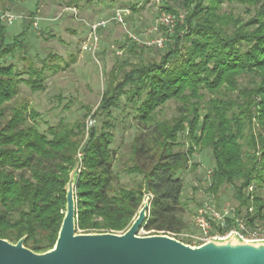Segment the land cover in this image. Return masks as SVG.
Here are the masks:
<instances>
[{
	"label": "trees",
	"instance_id": "1",
	"mask_svg": "<svg viewBox=\"0 0 264 264\" xmlns=\"http://www.w3.org/2000/svg\"><path fill=\"white\" fill-rule=\"evenodd\" d=\"M223 2L245 5L252 16L243 21L221 11ZM181 5L184 18L164 40L167 47L158 59L119 60L111 68L92 112L101 122L88 127L84 119L38 127L39 113L17 95L20 83L32 92L45 89L49 56L40 67L25 64V71L6 62L24 52L21 39L31 22L10 42H5L7 24L0 22V238L15 242L26 235L25 246L50 248L77 162L76 231L123 232L146 196L147 217L139 229L187 230L178 172L195 167L193 155L205 149L215 164L207 192L217 197L232 185L236 201L224 227L215 222L214 227L228 229L233 217L264 226V0H182ZM163 8L177 16L170 5ZM136 49L131 42L127 51ZM168 100L176 102L175 113L159 117ZM119 109L132 113L135 127L125 154L113 147L118 124L113 114ZM122 175L132 184L122 183Z\"/></svg>",
	"mask_w": 264,
	"mask_h": 264
},
{
	"label": "rangeland",
	"instance_id": "2",
	"mask_svg": "<svg viewBox=\"0 0 264 264\" xmlns=\"http://www.w3.org/2000/svg\"><path fill=\"white\" fill-rule=\"evenodd\" d=\"M182 0H0V11L15 16L11 24H7L5 42H10L21 30L31 25L22 37L24 52L16 51L14 56L5 57L6 62L15 64L19 71H25L26 65L41 66V59L49 56L45 89L32 92L25 83H20L17 97H25L30 105L39 113L38 127L45 129L48 122L57 123L60 119L73 122L76 119L88 118L99 125L101 117H92V112L100 100L101 91L105 88L108 72L119 60L136 61L139 58L158 59L159 54L167 47L144 41L163 38L165 41L173 33L174 26L184 18ZM170 5L180 15L173 27L165 26L149 32L156 17L166 11L163 5ZM121 14L123 22L113 18L116 12ZM221 11L232 12L245 21L252 16L245 5L238 2H223ZM171 13V12H170ZM97 26L95 35L98 37L94 50L93 39L89 37L92 25ZM133 34L138 40L129 36ZM92 44H91V43ZM131 42L137 46L136 53L127 51ZM86 45L87 49H84ZM121 51V54L118 52ZM74 55L75 57L73 58ZM26 61V62H25ZM1 62V61H0ZM26 64V65H25ZM57 71L52 72L53 67ZM27 77L26 73L22 75ZM90 109V110H88ZM176 102L168 100L159 107V117H170L175 113ZM86 116L84 117V114ZM117 120L113 147L118 153L125 154L135 133L132 113L115 110ZM180 139L182 137L180 136ZM125 160V159H124ZM118 159V166L121 167ZM195 167H188L178 172L183 182L181 199L187 204L184 219L189 234H198L194 223L197 208L207 203L221 209L227 216H232V208L236 204L232 185L221 188L217 197L207 192L210 175L214 168V160L209 149L193 155ZM121 182L132 184L131 178L122 175ZM264 199V194H262ZM226 211V212H225ZM182 232V231H181ZM138 234L146 235L148 231L139 229ZM170 235V234H169ZM178 239L194 238L178 235Z\"/></svg>",
	"mask_w": 264,
	"mask_h": 264
},
{
	"label": "water",
	"instance_id": "3",
	"mask_svg": "<svg viewBox=\"0 0 264 264\" xmlns=\"http://www.w3.org/2000/svg\"><path fill=\"white\" fill-rule=\"evenodd\" d=\"M77 162L65 184L64 213L54 244L35 251L0 238V264H264V239H243L235 233L200 244L167 233L138 234L147 217L146 196L130 225L120 233L79 232L75 227Z\"/></svg>",
	"mask_w": 264,
	"mask_h": 264
},
{
	"label": "built area",
	"instance_id": "4",
	"mask_svg": "<svg viewBox=\"0 0 264 264\" xmlns=\"http://www.w3.org/2000/svg\"><path fill=\"white\" fill-rule=\"evenodd\" d=\"M180 17V15H174L170 12H162L160 13L152 26L149 32L155 31L160 26H165L168 30L173 27L175 20ZM113 18L119 22H123L121 14L117 11ZM15 16L9 12H1L0 11V22L11 24ZM104 24V22H99L97 24L92 25V30L89 35L90 38L93 39L92 43H94L93 49L96 48L98 37L95 35L97 26ZM129 36L134 40H138L136 36L129 33ZM91 43V42H90ZM91 43V44H92ZM145 44L150 45L152 43L156 44L157 46L161 47L164 44L163 38H155L152 41H144ZM87 49L86 45L83 47ZM121 54V51L118 52ZM93 124V120L88 118L86 120V126H90ZM80 155V153H79ZM251 189V187H249ZM251 209V208H249ZM226 212V211H225ZM226 213H224L221 209H218L214 206H210L207 203L200 205L195 213L194 223L198 229V234L193 235L187 232H179V233H167L172 236L184 235L190 236L194 238V244H200L203 242L208 241L213 237H225L230 233H235L243 239L248 240H257V239H264V226L260 223H255L253 226H248L242 217H233L234 221L233 224L226 230H219L217 227H214V222L216 226H220L221 228L224 227Z\"/></svg>",
	"mask_w": 264,
	"mask_h": 264
}]
</instances>
